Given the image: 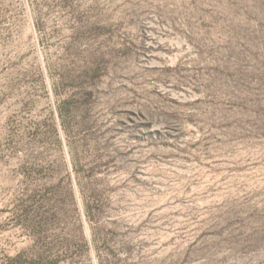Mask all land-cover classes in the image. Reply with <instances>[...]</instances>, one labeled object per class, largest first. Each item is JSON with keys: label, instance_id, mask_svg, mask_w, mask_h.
<instances>
[{"label": "rangeland", "instance_id": "rangeland-1", "mask_svg": "<svg viewBox=\"0 0 264 264\" xmlns=\"http://www.w3.org/2000/svg\"><path fill=\"white\" fill-rule=\"evenodd\" d=\"M0 264H264V0H0Z\"/></svg>", "mask_w": 264, "mask_h": 264}, {"label": "trees", "instance_id": "trees-1", "mask_svg": "<svg viewBox=\"0 0 264 264\" xmlns=\"http://www.w3.org/2000/svg\"><path fill=\"white\" fill-rule=\"evenodd\" d=\"M71 101L65 100L57 106V115L60 120V127L68 135L69 133V124H70V114H71Z\"/></svg>", "mask_w": 264, "mask_h": 264}]
</instances>
